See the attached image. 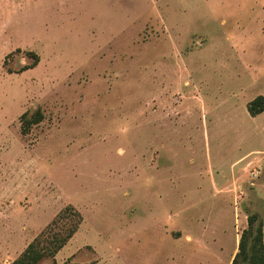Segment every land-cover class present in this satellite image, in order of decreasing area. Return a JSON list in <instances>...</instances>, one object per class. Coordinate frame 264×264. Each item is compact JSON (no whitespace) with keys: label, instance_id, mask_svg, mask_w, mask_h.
Segmentation results:
<instances>
[{"label":"rangeland","instance_id":"obj_1","mask_svg":"<svg viewBox=\"0 0 264 264\" xmlns=\"http://www.w3.org/2000/svg\"><path fill=\"white\" fill-rule=\"evenodd\" d=\"M261 95L264 0H0V264L71 229L56 264H229Z\"/></svg>","mask_w":264,"mask_h":264},{"label":"trees","instance_id":"obj_2","mask_svg":"<svg viewBox=\"0 0 264 264\" xmlns=\"http://www.w3.org/2000/svg\"><path fill=\"white\" fill-rule=\"evenodd\" d=\"M37 64L38 62L35 60L31 67H25L23 71L31 69ZM247 109L252 117L262 114L264 112V96H258L251 101ZM43 120L44 114L41 110L32 114L24 113L20 117L22 134H29L33 126L40 124ZM75 232L76 229H71L64 237L55 236L51 242L52 246L46 248L40 245L38 239L34 240L13 264H40L47 257L54 259V264H56V254L64 248ZM231 264H264V223L258 215L254 214L248 217V228L241 234L238 251Z\"/></svg>","mask_w":264,"mask_h":264},{"label":"crops","instance_id":"obj_3","mask_svg":"<svg viewBox=\"0 0 264 264\" xmlns=\"http://www.w3.org/2000/svg\"><path fill=\"white\" fill-rule=\"evenodd\" d=\"M262 96V95H261ZM242 160V159H241ZM240 160V161H241ZM193 237V238H192ZM191 238L192 239H196V238H200V237H194V236H191ZM238 244H239V242L237 243V247H238ZM201 251H203V252H207L208 251V248L204 245L203 247H201ZM237 251H238V248H237V250H236V253H237ZM233 258L234 257H232V259L230 260V263L229 264H231L232 263V261H233Z\"/></svg>","mask_w":264,"mask_h":264}]
</instances>
